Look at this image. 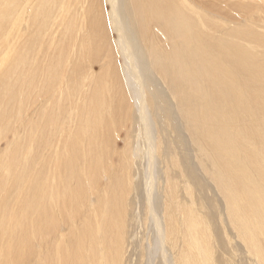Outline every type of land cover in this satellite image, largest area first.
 <instances>
[{
    "label": "bare ground",
    "instance_id": "obj_1",
    "mask_svg": "<svg viewBox=\"0 0 264 264\" xmlns=\"http://www.w3.org/2000/svg\"><path fill=\"white\" fill-rule=\"evenodd\" d=\"M247 15L264 16V0H0V144L42 96L47 98L39 119L27 123L26 136L16 143L18 152L3 149L0 264L28 263L47 232L63 238L46 256L42 253L45 258L39 256L37 264H49L52 257L57 264L124 262L123 219L132 178L129 167L116 166L113 156L114 136L124 129L126 119H132L131 110L138 140L126 158L134 159L144 144L149 157L145 203L158 229L157 247L161 245L165 264L171 263L169 244L178 250L175 264H218L214 233L198 208L181 156L165 159L170 163L165 170L164 219L152 208L159 176L156 157L164 143L154 129L158 121L153 108L165 101L156 98L143 75L142 49L176 101L200 165L224 192L237 236L256 264H264V27L256 29L252 18L241 26L244 31L222 35L212 26L221 16ZM156 34L170 40L171 49H165ZM46 46L52 53H45ZM115 47L124 65L110 62L96 74L94 65L114 55ZM167 117L163 123L170 120ZM56 131L58 142L50 149ZM38 153L43 165L30 170L29 162ZM44 165L47 176L39 187ZM169 166L180 170L189 201L176 192L178 183L171 179ZM74 178L78 181L73 189ZM90 185L91 191H103L104 200L94 199L103 209L95 212V224L86 216L79 217L81 225L71 223L86 210L90 199L84 196ZM13 189L19 191L14 202ZM62 222L69 232H58ZM157 253L153 250L147 263L153 264Z\"/></svg>",
    "mask_w": 264,
    "mask_h": 264
},
{
    "label": "rangeland",
    "instance_id": "obj_2",
    "mask_svg": "<svg viewBox=\"0 0 264 264\" xmlns=\"http://www.w3.org/2000/svg\"><path fill=\"white\" fill-rule=\"evenodd\" d=\"M252 18L255 22V28L256 29L264 27V16H260V15H254L253 17L251 15H247L246 17H238V16L223 17V16H221V19H220V17H218L217 19H213V25L212 26L214 29H216L222 35H224L228 32L236 34L237 32L244 31V29H246V28L241 30V26H247L248 21H250ZM226 26H228V27H226ZM241 33L243 34V32H241ZM246 36L254 38L253 36H251L249 34H246ZM82 37H83L82 35L78 36L79 39H81ZM156 38L160 41V43L163 45V47L165 49H167V50L171 49L172 46H171L170 40L166 41L165 37L161 34H156ZM137 39H139V38H137ZM113 41H114V36L110 39L111 44ZM138 42L141 44L140 40ZM112 47H114V46L112 45ZM115 49H116L115 54L112 55L113 57L112 56L111 57H107V56L105 57L104 56V60L106 62L102 61L101 63H96L94 65V71L96 74H99L102 71V69L104 67H106L107 64L110 62H112L118 66L124 65V58H123L121 52L117 50V47H115ZM142 52H143L145 57H142L144 59H142V58L140 59L141 62L139 64L141 66L144 77H146L148 86L151 90L154 89L153 91L158 93V94L156 93V95H155L156 98L159 99L162 97L161 99H163L165 101L164 104L161 103L162 109L159 107H157L158 109L156 107L153 108V111L155 109L154 115L156 116V119L158 121V125L154 126V129L156 132H157L156 129L159 130L160 135H162V139L164 141L162 148H161V153L159 156L156 157L157 162L155 165V172L159 176L156 175L158 180L156 181V186L152 191L153 192V206H152L153 210L157 212L158 216L161 219H164L165 212H166L165 211L166 205H165L164 200L167 197L166 189H165V182H166L165 170H167L168 163H170V162L166 163L165 159H166V157H167V159H170L171 156H174L175 154H177L179 156V158H180V156L182 158V159L180 158V166L183 169V172L186 176V180H189L195 186V191H196L195 198L197 199V201L199 203L198 208L200 209V212L202 213V215H204L208 219V221L210 222V225L212 228V234L214 233V237H215V241H216L215 245H214V248H215L214 259H215V261L218 262V264H222V262L225 264H256L255 258L248 252V248H247L245 242L242 241L237 236L236 230L231 225V221L229 219L228 212H227L224 192L221 190L219 185L216 183L215 179H210V176L207 174L205 167L203 165H200V163H199V160L197 158L196 147H194L195 145L192 144L193 143L191 140L192 137H191L190 133H188L187 126H186L184 120H182V118H180L181 114L179 113V109H178V106H177L175 99L170 94L168 87H166L167 85H165L163 83V80L161 79L160 75L153 68L152 63L149 62L150 59L148 61L149 55L146 52V50L142 49ZM45 53H47V54L52 53L51 51L48 50L47 46L45 47ZM103 53L105 55H107L108 51H106L104 49ZM145 61H147V62H145ZM71 62H74V61L72 60ZM146 66H147V69H146ZM155 85H156V87H155ZM50 95H52V94H49V96ZM46 99L47 98L45 96H42V99L40 101H38L37 103H35V105H33L32 108L28 110L27 115H25V116L23 115V118H25V119H22L20 121L21 123L18 122L16 124V126L14 127V130H11L8 132L7 137L0 144V156H2V157H0V160L2 158H4L3 149H4V152H5V149L7 151L11 150L14 153L18 152L19 147L16 148L15 145H18L16 143L21 142L20 140H22V138L26 136L25 133H27V129H28V128H26V127H28L27 123H29L30 120H32V119H33L32 121H36L39 119V117H38L39 112L38 111H39L40 107L45 104ZM172 104L174 105V107ZM164 109L167 111H164ZM168 110H169V112H168ZM34 111L37 112V114H35ZM156 111L158 114L159 113L160 114L158 115L156 113ZM134 113L131 110V116H132L131 118L132 119L134 118L133 120L130 119V116H129L130 114H128L127 118H129L130 120L126 119V122H125L126 125L123 127L124 129L120 130L119 135L118 136L113 135L115 137L114 145L116 147L115 148L116 153L117 152L121 153V154L115 153V155L113 156V160L115 162L114 161L113 162L116 166H118V164H119V165H123V168H124V165L129 167V172H131L130 176L132 178L131 179V183H132L131 191L127 196L128 210H127V215H125L127 217L124 216V219H123L122 217L124 214H120V219L122 218L124 220V222L126 223V229L123 230L125 249L123 250V254H122V261H124L122 264H149V263H147L149 261V255L150 254L152 255V251L155 249H156V253L157 252L158 253L155 255L156 260H155V262L153 261V264L154 263L155 264H165V262L163 260L164 258L162 256V252L160 255V250L162 251L161 245H159V247H157L159 244L158 229H157V227H155L156 226L155 222H153L154 219H152L153 215L151 213L150 205H147V203H145V202H147V200H146L147 194L145 192L144 183H145V180L149 177V175H148V167L149 166H147L148 165L147 161L149 162V157L146 154L144 144H142L143 150L138 151L136 153L137 156H135L134 159H130L128 157L126 158L127 151H130L131 150L130 147L135 146L136 145L135 143L138 140V138H137L138 132H137V127H136L137 123H135L136 122L135 121L136 116ZM166 113H169V114H166ZM163 116L164 117L168 116L167 118H169L170 120L166 123H163L164 122ZM117 118H118V113H117ZM164 119L166 120V118H164ZM111 120H112V117L107 122H110ZM182 125H184V126H182ZM16 134H18V135H16ZM59 135H60V132L56 131V133L50 139L51 142H49V144L54 143L52 146H51V144L48 146L50 149H52V147L55 148V145L58 142ZM128 136L131 139L128 138ZM172 149L175 151H173ZM169 152H170V154H168ZM54 155H53V157H54ZM120 156L122 158H119ZM49 159H50L49 155L45 156V160H47V162L49 161ZM120 159H121V161H120ZM122 160H123V162H122ZM41 161L42 160L40 159V154L38 153L36 155L35 159L29 162L31 165L30 170L38 171L40 169V166L43 165V162H41ZM53 161H54V158H53ZM38 162H40V163H38ZM169 167H171L170 173L171 174L173 173L171 176V179L173 181H175L176 183H178V187L176 188V192L178 191L182 200L189 201V196L187 195L185 188H184L185 187L184 186L185 180H184V177L181 175L180 170L178 168H174L172 166H169ZM47 171L48 170L44 165V167L42 168L41 173H40V185H39V187L41 186L42 182L46 180ZM114 171L118 172V168L114 169ZM119 171H121V170H119ZM126 171H127V168H126ZM77 174H76V176H77ZM76 178H74V180H75L74 183L71 182L73 189L75 187L74 186L75 183L78 181ZM106 184H107L106 179H103L101 181V186L104 187V186H106ZM91 187L92 186L90 185L89 186L90 191L88 193H86L87 195L85 194V196H84V199H90V201L88 200L87 204L85 205L84 210L85 209L86 210L81 211L79 213L78 217L75 218L73 221H71V223H73V222L75 223L77 221V223L79 225H81L82 220H79V217L83 218L84 216H86V218L89 219L90 222L92 221L91 223L95 224L94 223L95 222V212H97V210H99V212H100V209H103V207H99V205H101L100 201H95V200H97V199L100 200L102 198L104 200V194H103V191H101L102 189L101 190L99 189L101 191L99 194L98 188L96 189L95 192H94V190L91 191V189H92ZM99 188H101V187L99 186ZM37 192H39V191H36V193ZM18 193H19V191L13 189V191H12V201L13 202L15 200V197L18 195ZM93 193H95L94 195H96V197L93 195ZM101 193H102V195H101ZM109 196L111 197V195H109ZM163 202H164V204H163ZM147 207L149 209H147ZM164 207H165V209H164ZM163 209H164V211H163ZM149 210H150V212H149ZM148 213H150L151 215L150 214L148 215ZM150 219H152V221ZM127 220H128V222H127ZM64 224H65V222L63 223V226L61 225L62 227L58 231L59 233H66V231L67 232L70 231V228L65 227L66 225H64ZM54 230L55 229H53L52 231H54ZM125 232L127 233V235H125L126 234ZM50 233L51 232H49V235H50ZM45 234L47 236L48 232ZM45 234L41 235L42 239H43V237H45V239H46V240L44 239L46 241V243L44 244L45 246L43 244H41L45 241H43V240H42V242L37 241V243L35 244L36 246H34L35 247L34 249L37 251V252L35 251L36 256L34 254L33 259L29 258V262L26 264H37L36 262L38 261L39 256L41 259L45 258V256L47 255V251L49 253V252H51L50 251L51 248L55 249V246L58 243L57 239L63 238V237H59L58 235H55V233L53 236L51 233V237L47 236L48 237L47 238L45 236ZM116 236L119 237V232L116 234ZM36 239L40 240L41 238L37 237ZM67 240L68 239H65L64 242ZM154 240H155L156 244L154 243ZM125 241L127 242V244ZM41 245H43V247ZM148 245H149V247H148ZM153 245L154 246L156 245V247H154ZM39 246H41V247H39ZM46 246L48 247V249ZM49 247H51V248L49 249ZM157 248L158 249L160 248L159 251H157L158 250ZM44 249H46V250H44ZM146 249H148V250L146 251ZM44 251H46V252H44ZM171 252H172V254H171ZM42 253L45 256L44 255L42 256ZM166 253L168 255V258L170 257L169 260L171 259L169 261V263L171 262L170 264H175V262H176L175 260L177 259V255H178V250L174 249L169 244L166 246ZM53 258L54 257L51 258V261H49V264H57V262L53 261ZM172 260H174V261H172ZM39 262H40V260H39Z\"/></svg>",
    "mask_w": 264,
    "mask_h": 264
}]
</instances>
